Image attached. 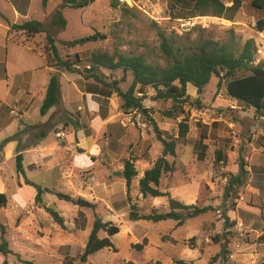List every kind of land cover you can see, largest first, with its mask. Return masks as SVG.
I'll list each match as a JSON object with an SVG mask.
<instances>
[{"label":"rangeland","instance_id":"1","mask_svg":"<svg viewBox=\"0 0 264 264\" xmlns=\"http://www.w3.org/2000/svg\"><path fill=\"white\" fill-rule=\"evenodd\" d=\"M15 6L18 15L14 14ZM121 6L112 9L110 0H95L85 9L74 10L63 7L60 0H47L45 7L42 0H0V91L5 92L1 81L17 67L16 51L13 58V53L8 55L7 47L11 50L14 42L25 43L44 55L46 44L45 33L27 38L22 33L8 32V24L29 20L42 23L60 56L79 54L80 70L88 64L89 54L96 51L141 54L149 63L162 64L159 31L185 43L201 39L228 42L233 37L237 50L245 42L215 17H212L217 19L214 24L205 28L195 26L188 33H180V21L170 17L167 0H133L131 6L126 5L130 12ZM56 11H60L65 27L52 25ZM96 33L103 38L68 53L60 45L62 41ZM255 47L253 65L264 64L263 46L255 44ZM97 74L108 83L119 81L118 87L123 92L132 83L129 72L123 80L120 70H101ZM246 74L242 70L236 75ZM26 78L22 73L15 77L13 104L0 102V145L15 136L12 146L7 143L0 149V186L3 187L0 193L7 197L6 206L0 209L1 236L11 251L6 256L0 254V264H82L79 256L95 217L118 226L119 233L111 238L114 249H104L88 257L84 264H176L177 261L221 264L217 257L220 243L213 241L217 236L227 239L230 264L263 262L264 243H259L258 238L264 234V115L231 100L224 82L218 86V79L211 77L200 95L188 85L185 115L175 120L161 116L170 102L153 100V91L146 89L143 106L155 123L152 124L137 110L125 113L116 94L102 109H98L96 98L80 101L82 77L61 70L59 82L64 104L53 107L45 120L40 115L41 106H36L23 122L17 118L20 108L16 107V101L26 99L22 91L26 88ZM183 118L187 120L188 134L185 140L177 142L175 157H166L173 165V172L162 175L158 189L184 205L211 209L181 226L173 221L156 224L129 221L132 205L140 215L169 211L168 197H143L138 181L162 155L159 135L166 141L176 139ZM39 120L44 122L42 127L22 131V125ZM61 133L65 137L59 138ZM203 134L206 139L198 146ZM17 153L22 156L23 175L16 171ZM218 154L222 155L221 161L217 160ZM128 159L132 160L137 176L127 191L118 174ZM241 161L246 164V174L240 185L230 188L228 180L238 175ZM25 180L47 190L41 205L35 203V189L25 184ZM55 193L84 198L96 207L78 208L57 198ZM43 206L59 213L64 229L52 221ZM232 221L235 226L229 224ZM98 237L104 238L106 234L99 232Z\"/></svg>","mask_w":264,"mask_h":264},{"label":"trees","instance_id":"2","mask_svg":"<svg viewBox=\"0 0 264 264\" xmlns=\"http://www.w3.org/2000/svg\"><path fill=\"white\" fill-rule=\"evenodd\" d=\"M63 7L74 10L85 9L95 0H60ZM47 0H42L45 7ZM169 15L173 20H186L193 17H215L226 21H233L236 14L240 10L241 2L235 0L230 7H225L220 0H167ZM112 9H117L119 3L117 0H110ZM251 6L264 13V0H252ZM125 12H130V8L126 5L121 6ZM65 21L60 11L54 13L52 19L53 26L65 27ZM231 30V29H229ZM8 32L22 33L27 38L34 37L45 33L46 44L44 46V56L46 66L54 68L57 71L64 70L69 73H76L85 81V92L96 98L99 108L102 109L104 103L116 94L122 100L121 109L127 111L137 110L144 114L147 120L155 124L153 119L149 117L148 111L143 106L145 99V90L153 91V100L169 101L170 107L161 112V116L167 119H178L185 115L184 107L189 100L186 94L188 85L196 89L200 95L204 87L208 84L211 77L218 79V86L221 82L225 83V91L227 96L236 103L243 104L247 107L254 108L257 112L264 115V64H254V54L256 47L253 40H246L240 50L236 49L234 38L231 37L228 42H220L210 39H201L192 43L178 42L172 36H167L163 31L158 32L160 40L159 53L160 63H149L143 55H123L108 54L106 52H91L88 57V64L84 65L80 70L82 62L78 53L72 57L66 54L60 56L59 50L55 46L54 39L45 31L42 23L29 20L20 24H8ZM178 37V36H177ZM103 35L96 33L92 36L84 37L73 41H62L60 45L67 53L73 48L84 46L87 43H95ZM179 39H188L187 37H178ZM101 70L123 72L122 80L129 72L132 76V83L127 91L123 92L118 87L119 81L112 80L106 82L97 73ZM246 71V75L237 76V72ZM139 94L141 96H136ZM100 100V103H99ZM195 103H199L198 100ZM61 104L60 82L58 73L51 75L43 98L40 115L44 116L53 107ZM189 128L186 118H183L178 124L177 138H169L164 140L160 135L158 140L162 144V155L155 164L146 170L138 181L139 192L143 197H168L169 211L165 213L151 212L149 214H138L136 207H130L128 215L129 221H147L151 223H160L165 221L176 222L177 226H181L185 221L194 219L197 216L208 212L210 207H197L194 205H184L174 199H171L165 192L158 189L162 175L173 172V165L166 160L167 156L175 157V149L179 140H185ZM15 136L7 138L0 145V149L7 143L14 141ZM205 135H200L198 146L203 145ZM206 149V148H205ZM203 155V153H202ZM16 171L18 174H24L22 167V156L17 153ZM217 160H222V155L218 154ZM246 164L242 161L239 165V173L236 176H230L228 185L234 187L240 185L242 177L246 174ZM125 182L127 191L130 188L132 179L137 176L132 160L128 159L123 162V168L118 174ZM25 184L33 186L35 189L34 201L38 205L42 204L43 195L47 193L46 189H42L32 182L25 180ZM55 196L66 202H71L78 208H88L94 210L96 204L88 202L84 198L73 199L72 197L55 193ZM7 204V197L0 193V209ZM47 214L55 224L64 229V220L59 213L48 206H43ZM79 216H82L79 213ZM228 218L226 222L228 223ZM235 226V221L229 223ZM0 254L6 256L11 253L8 244L1 236L3 228L0 226ZM104 232L106 237L99 238L98 233ZM119 233V227L111 222H103L100 218L95 217L92 224L91 232L84 245L83 252L79 256V262L86 263L88 257L99 253L104 249H114L111 238ZM222 239L223 242L219 240ZM215 243H220V252L218 258L221 264H230L228 262L229 252L227 250V239L217 236L213 239ZM259 243H264V234L258 238ZM176 264H187L177 261ZM264 264V255L263 262Z\"/></svg>","mask_w":264,"mask_h":264},{"label":"crops","instance_id":"3","mask_svg":"<svg viewBox=\"0 0 264 264\" xmlns=\"http://www.w3.org/2000/svg\"><path fill=\"white\" fill-rule=\"evenodd\" d=\"M220 1L224 4L225 7H230L232 6L235 0H220ZM239 1L241 2L240 10L236 14L233 21H226L221 19L220 22H224L225 24L229 25L228 28L233 29L236 35L238 36L241 35L245 41L253 40L254 44H258L259 46H263L264 48V13L254 9L251 6L252 0H239ZM13 9H14V14L18 15L19 11L16 8V6ZM28 9H29V5L26 10L27 11L26 16H23V18L25 19L27 18ZM11 45H12L11 50L9 49V47H7L8 52L10 51L8 55H10V53L12 55L13 53V58H14L15 57L14 51H16V57H15L16 64L15 63L14 64L17 66L16 67L17 70L15 68L13 74L10 76L6 74L4 79L1 81V83L2 82L4 83L5 92L0 91V102L13 104L15 101L14 99L15 95H12L13 92L12 90L14 89L15 77L17 75H20L21 73L23 75H27L28 78H26V88L22 90L23 92H25L26 99L23 101L22 99L16 101L17 102L16 107L20 108V110L18 109L17 118L24 122L25 120L24 118H27L26 117L27 114L32 109L36 108V106H41L51 75L54 73H58L59 75L60 71H57L54 68L47 67L44 55L41 54L39 51L33 50L30 46H27L25 43L20 44L14 42ZM44 70L46 71V74ZM90 82H91L90 80L89 81L83 80V91L82 92L78 91V93H80V101L82 102L84 99L90 100L93 97L92 94L85 92V83H90ZM60 90H61V85H60ZM60 96H61V91H60ZM61 103L64 104L62 97H61ZM63 107L65 108V106ZM51 109L46 113V115L43 116V120H45L46 117L50 115L49 113H51L50 112ZM80 109L81 108L78 107V110ZM43 120H39L37 123H32V124L27 123L26 126L22 125V131L25 130L27 131L35 127H42V125L44 124ZM107 125L108 124H105V127H107ZM40 135L41 137H43L44 133L41 132ZM8 144L12 146L11 144L13 143L9 142ZM2 190L3 187L0 186V192H2Z\"/></svg>","mask_w":264,"mask_h":264},{"label":"built area","instance_id":"4","mask_svg":"<svg viewBox=\"0 0 264 264\" xmlns=\"http://www.w3.org/2000/svg\"><path fill=\"white\" fill-rule=\"evenodd\" d=\"M120 5H132L133 0H117ZM217 19L212 17H193L186 20H179V32L180 33H188L195 26H201L202 28L207 27L208 25L214 24ZM59 138L65 137V134H58Z\"/></svg>","mask_w":264,"mask_h":264}]
</instances>
